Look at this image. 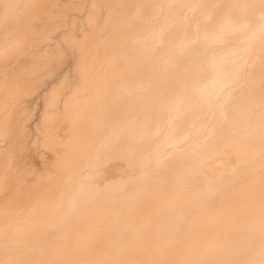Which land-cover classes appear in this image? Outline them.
Masks as SVG:
<instances>
[{
	"label": "bare ground",
	"instance_id": "1",
	"mask_svg": "<svg viewBox=\"0 0 264 264\" xmlns=\"http://www.w3.org/2000/svg\"><path fill=\"white\" fill-rule=\"evenodd\" d=\"M0 264H264V0H0Z\"/></svg>",
	"mask_w": 264,
	"mask_h": 264
}]
</instances>
